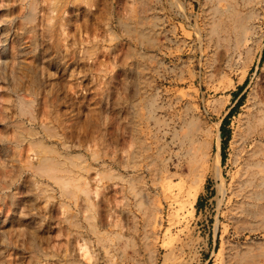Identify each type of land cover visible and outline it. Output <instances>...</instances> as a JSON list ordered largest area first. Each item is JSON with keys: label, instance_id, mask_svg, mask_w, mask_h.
Wrapping results in <instances>:
<instances>
[{"label": "rangeland", "instance_id": "1", "mask_svg": "<svg viewBox=\"0 0 264 264\" xmlns=\"http://www.w3.org/2000/svg\"><path fill=\"white\" fill-rule=\"evenodd\" d=\"M259 107L264 0H0V264H264Z\"/></svg>", "mask_w": 264, "mask_h": 264}, {"label": "bare ground", "instance_id": "2", "mask_svg": "<svg viewBox=\"0 0 264 264\" xmlns=\"http://www.w3.org/2000/svg\"><path fill=\"white\" fill-rule=\"evenodd\" d=\"M22 107V106H21ZM21 109V108H20ZM21 111L23 112V110L21 109ZM257 112H260L261 114H262V116L264 117V109L263 108H258V110H257ZM219 152H217L216 153V157H215V161H216V168H217V166L219 165L218 164V162H219ZM256 164V163H255ZM42 166H41V170L42 171H48V170H50L53 174L51 175V177L54 179V180H59L60 179V177L58 176V175H56V173L55 172H57L58 171V165H57V163L55 162V161H51V162H42V164H41ZM251 167V164L250 163H248L247 164V167H246V169L248 170L249 168ZM248 172V171H247ZM252 175V174H251ZM248 176H246L245 175V173H244V177H243V179L242 180H240L239 181V184H240V186H242V185H244V186H246V187H248V194H247V196L249 197V193L251 192V189L250 188H252V186L255 184V178H253L252 176H249L248 178H247ZM261 180L263 181L264 180V177L262 176V178H261ZM63 183V182H62ZM262 183V182H261ZM260 185V184H259Z\"/></svg>", "mask_w": 264, "mask_h": 264}]
</instances>
